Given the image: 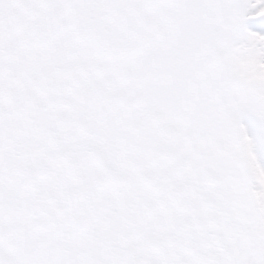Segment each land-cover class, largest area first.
<instances>
[{
  "label": "snow or ice",
  "instance_id": "snow-or-ice-1",
  "mask_svg": "<svg viewBox=\"0 0 264 264\" xmlns=\"http://www.w3.org/2000/svg\"><path fill=\"white\" fill-rule=\"evenodd\" d=\"M0 264H264V0H0Z\"/></svg>",
  "mask_w": 264,
  "mask_h": 264
}]
</instances>
